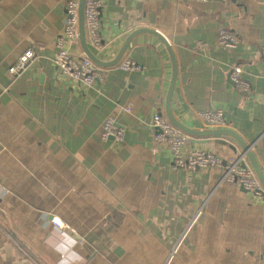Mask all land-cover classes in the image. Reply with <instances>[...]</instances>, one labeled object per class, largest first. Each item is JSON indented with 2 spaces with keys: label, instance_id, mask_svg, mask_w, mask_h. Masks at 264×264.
Wrapping results in <instances>:
<instances>
[{
  "label": "crops",
  "instance_id": "1",
  "mask_svg": "<svg viewBox=\"0 0 264 264\" xmlns=\"http://www.w3.org/2000/svg\"><path fill=\"white\" fill-rule=\"evenodd\" d=\"M78 0H0V264H264V194L221 180V169L175 167L150 125L165 117L172 65L155 36L133 38L130 73L99 68L85 87L54 64L65 7ZM100 44L112 61L135 30L172 49L170 110L195 131L226 129L250 146L264 175V0H101ZM226 28L234 49L219 44ZM202 42V44H200ZM82 53L79 42L67 45ZM27 50L23 70L9 72ZM240 64L246 94L229 80ZM128 109L129 111H125ZM219 111L211 125L200 113ZM108 118L121 140L102 139ZM188 148L223 160L242 155L228 135L193 137ZM195 141H206L199 143ZM241 168L251 169L246 157ZM121 212L116 224L108 207ZM56 219L66 225L58 229Z\"/></svg>",
  "mask_w": 264,
  "mask_h": 264
},
{
  "label": "built area",
  "instance_id": "2",
  "mask_svg": "<svg viewBox=\"0 0 264 264\" xmlns=\"http://www.w3.org/2000/svg\"><path fill=\"white\" fill-rule=\"evenodd\" d=\"M101 0H86L85 2V28L88 43L91 47H98L100 44V14ZM78 1H69L65 7V23L61 35L56 39V55L54 64L57 70L66 79L74 81L79 85L90 87L94 83H102L103 74L101 70L89 60L84 53H75L67 45L73 46L78 41ZM219 44L226 49H234L238 44V38L231 30L222 28L218 32ZM202 44V42H200ZM261 54L264 59V45L261 47ZM34 53L31 50L25 51L13 65L9 72L12 74L23 70ZM120 70L130 73L136 70V64L130 59H122L118 63ZM229 80L234 88L240 92L248 93L251 90L250 84L242 77L240 64L231 66ZM125 111H129L125 109ZM203 121L211 125L222 124L223 118L218 111H207L200 113ZM153 129H156L155 142L168 147L172 151L175 167L187 169L192 173L208 168L221 169V180L235 183L246 192L255 197L264 194V190L254 175L252 169L241 168L239 161L235 159L223 160L218 155L201 149L188 148L191 144V137L172 126L161 114L155 113L150 121ZM124 129L119 127L116 121L108 118L103 125L102 139L106 141L109 137L121 140ZM50 223L58 228L65 229L66 225L50 219Z\"/></svg>",
  "mask_w": 264,
  "mask_h": 264
},
{
  "label": "water",
  "instance_id": "3",
  "mask_svg": "<svg viewBox=\"0 0 264 264\" xmlns=\"http://www.w3.org/2000/svg\"><path fill=\"white\" fill-rule=\"evenodd\" d=\"M85 2H86V0H78V26H77L78 42H79L80 48H81L82 52L84 53V55L89 60H91L100 69L113 67L121 60L126 49L128 48L130 42L133 40L134 37L141 35V34H150V35L157 37L165 46V48L168 52L170 61H171V65H172L171 81H170L169 89H168L166 99H165V117H166V120L172 126L179 129L180 131L184 132L185 134L189 135L190 137L191 136H193V137H212V136H221V135H228V136L233 137L237 141V143L239 144V147L241 149V153H243L242 155L238 154L236 160L239 161L240 159H242V157L247 158L249 165H250L252 171L254 172L255 177L257 178V180L259 181V183L261 184V186L264 190V175L262 174V172L259 168V165H258L256 159L254 158V155L251 152L250 146L247 145L244 141H242V139H240L235 133H233L232 131H228L226 129H215V130H209V131H203V132L195 131L193 129H190V128L182 125L173 116V114L170 110V103H171L172 92H173L175 79H176V62H175L174 55L172 53V49L169 46V44L165 41V39L163 37H161L157 32L150 30V29L135 30L127 37V39L125 40V42L123 43V45L119 49L116 57L112 61L102 62L99 59H97L91 53L89 46L87 45L85 17H84ZM195 142L206 143V141H195ZM108 212H109V216L113 222H115L116 224H120L122 222L124 215L121 212L113 209V207H111V206L108 207Z\"/></svg>",
  "mask_w": 264,
  "mask_h": 264
}]
</instances>
